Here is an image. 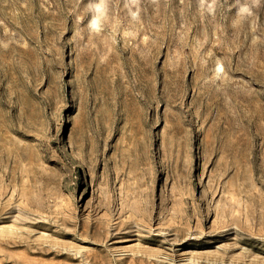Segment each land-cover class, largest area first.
<instances>
[{"label":"rangeland","instance_id":"374dc122","mask_svg":"<svg viewBox=\"0 0 264 264\" xmlns=\"http://www.w3.org/2000/svg\"><path fill=\"white\" fill-rule=\"evenodd\" d=\"M245 2L0 0V264H264Z\"/></svg>","mask_w":264,"mask_h":264},{"label":"clouds","instance_id":"9594fccd","mask_svg":"<svg viewBox=\"0 0 264 264\" xmlns=\"http://www.w3.org/2000/svg\"><path fill=\"white\" fill-rule=\"evenodd\" d=\"M260 4V0H250V3L246 2L240 6L239 14L252 15L253 7H257ZM99 15L93 17L89 23V28L92 30H99L101 24V16L105 10V0H99V3L92 6Z\"/></svg>","mask_w":264,"mask_h":264}]
</instances>
